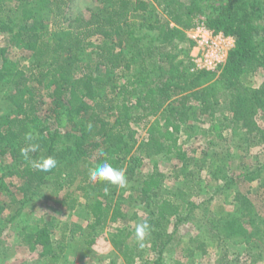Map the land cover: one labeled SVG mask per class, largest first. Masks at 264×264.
I'll return each mask as SVG.
<instances>
[{"label": "trees", "instance_id": "obj_1", "mask_svg": "<svg viewBox=\"0 0 264 264\" xmlns=\"http://www.w3.org/2000/svg\"><path fill=\"white\" fill-rule=\"evenodd\" d=\"M70 2L0 0V101L7 108L0 114V192L9 194L6 179L13 176L25 183L24 193L35 182L27 200L48 183L52 192L76 185L87 199L89 250L106 227L127 219L138 196L146 214L138 224L147 221L149 232L138 242V224L121 228L114 243L125 264H139L147 248L159 254L155 264H161L171 239L168 223L194 206L163 192L158 169L119 191L107 182H90L88 170L107 160L134 173L146 158L164 155L181 165L177 179L184 176L198 186L205 170L225 181L221 192H234V211L209 218L220 242L263 236L264 213L251 197L253 187L242 191L238 182L264 187V163L235 169L221 154L207 158L210 153L202 151L196 158L181 137L197 135L200 118L213 144L226 131L241 134L253 113L264 112V80L258 88L244 80L264 70V0H94L87 15L68 17ZM201 18L214 31L235 37L216 71L193 70L188 31ZM140 122L142 139L133 126ZM255 137L264 144V130ZM31 145L37 147L26 160L22 150ZM48 156L58 161L52 170L32 166ZM190 166L196 169L188 171ZM78 204L72 199L70 210ZM7 206L0 197V212ZM19 236L47 264L66 252L68 243L55 242L45 224L24 226ZM164 237L167 243H160Z\"/></svg>", "mask_w": 264, "mask_h": 264}, {"label": "rangeland", "instance_id": "obj_2", "mask_svg": "<svg viewBox=\"0 0 264 264\" xmlns=\"http://www.w3.org/2000/svg\"><path fill=\"white\" fill-rule=\"evenodd\" d=\"M94 7V0H71L67 16L87 15L89 9ZM244 80L248 86L258 88L264 80V70L250 72L245 75ZM2 103L4 102L0 101V114L7 111L5 103ZM249 121L250 125L245 127L241 134L234 136L231 131H226L223 139L217 140L213 137L215 140L210 144V139L203 134L207 125H201L199 118L196 123L201 126V130L191 138L182 136L181 141L189 149L190 155L196 158L202 157V151H207L210 153L207 158L219 154L226 156L229 163L227 166L231 168L245 164L250 167L259 166L264 163V144L256 143L255 134L264 130V112L257 110ZM133 126L139 139L145 137V128L141 122L134 123ZM181 168L175 158L162 155L146 158L144 165L138 167L134 173L126 172V188H129L138 183V177L158 169L164 175L163 192L169 191V195L174 199L194 206L188 213L185 211L181 217L168 223L171 239L160 254L161 264H264V235H260V238L256 235L250 242L238 238V241H229L227 244L220 242L214 235L215 231L209 218L222 210L234 211V192L225 188L221 192L222 188H219L225 181L211 177L204 170L201 172L204 181L194 186V180L184 179V176L176 178L175 172ZM195 169V166H190L188 171ZM6 183L9 194L4 196L0 192V197H5L9 204L0 212V264H47V261H42L38 252L31 250L19 236L21 228L35 224L47 225L55 242L68 243L65 254L56 264H125L121 250L114 243V240L119 239L118 229L135 226L141 222V218L146 217L141 210V199L134 196L135 204L129 208L127 219L106 227L89 250L85 243L91 230L85 209L87 199L76 185L52 192L53 187L48 183L41 188L40 193H34L33 197L27 200L35 189L32 187L35 182L25 193V183L17 176L7 178ZM238 185L242 191H246L249 186L253 187L251 197L257 209L264 213V187L259 186L257 181L250 183L245 180H239ZM117 190L119 191V187ZM74 198L79 204L76 209L70 210L71 200ZM134 213H137V218L133 216ZM167 240L165 241L164 237L159 242L167 243ZM150 249L144 251L139 264H155L159 254Z\"/></svg>", "mask_w": 264, "mask_h": 264}, {"label": "built area", "instance_id": "obj_3", "mask_svg": "<svg viewBox=\"0 0 264 264\" xmlns=\"http://www.w3.org/2000/svg\"><path fill=\"white\" fill-rule=\"evenodd\" d=\"M188 36L193 41L190 52L193 70H218L226 63L230 51L235 46L233 35L214 31L207 26L203 18L188 31Z\"/></svg>", "mask_w": 264, "mask_h": 264}, {"label": "clouds", "instance_id": "obj_4", "mask_svg": "<svg viewBox=\"0 0 264 264\" xmlns=\"http://www.w3.org/2000/svg\"><path fill=\"white\" fill-rule=\"evenodd\" d=\"M28 139H31V134L29 133L27 136ZM35 145H31L28 149L22 150V155H24L25 159L27 160L28 152L36 150ZM58 164V161L53 156H48L45 158H40L39 160H33L32 166L36 169L44 172H48L55 168ZM88 179L92 183L98 182H107L111 185L117 186L119 188H126L128 184L126 172L124 169L113 166L110 162L105 160L102 163L97 164L94 167L89 168L88 170ZM105 194H108V188L104 189ZM150 230V225L147 221L138 224L135 228V235L137 241H142L147 233ZM142 246V245H141Z\"/></svg>", "mask_w": 264, "mask_h": 264}]
</instances>
